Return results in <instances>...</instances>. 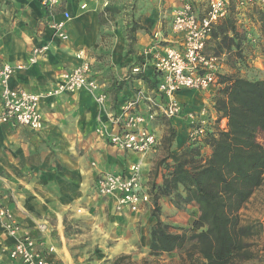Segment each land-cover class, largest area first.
I'll use <instances>...</instances> for the list:
<instances>
[{"label": "crops", "instance_id": "1", "mask_svg": "<svg viewBox=\"0 0 264 264\" xmlns=\"http://www.w3.org/2000/svg\"><path fill=\"white\" fill-rule=\"evenodd\" d=\"M186 2L205 14L206 0H66L54 16L35 0H0V65H24L12 78L11 86L41 93L56 89L66 73L88 63L93 79L101 86L100 92L107 96L110 112L115 113L122 102L138 97L141 111L147 113L150 99L158 98L154 54L165 45H180L181 38L172 31V21L174 12ZM53 20L65 22L66 40L54 35L50 27ZM257 36L262 39L254 42L257 58L252 63L258 67L259 62L264 64L262 29ZM217 40L220 38L211 37L207 50ZM49 43L48 55L30 63L33 50ZM225 56L222 55L224 60ZM223 68L230 73L229 64L224 63ZM212 90L181 91L177 99L187 110L208 108L214 119ZM97 94L66 92L43 100L42 131L0 125V205L6 204L20 224V232L10 236L0 218L1 264H20L11 261L6 250L24 236L51 248L50 258L60 264H110L113 257L130 254L137 248V230L143 227L139 219L145 210L141 214L117 213L115 198L99 196L96 180L102 172L128 174L136 164L147 173L151 161L147 156L113 147L97 133L102 124L117 130L97 101ZM185 119L183 115L167 119V126L157 122L167 128L160 137L162 141L170 127L177 131L173 152L187 144L190 129ZM206 151L210 155L211 150ZM159 203L163 211H180L168 198ZM185 207L199 215L196 207ZM74 216L80 227H112L111 251L96 254V247L90 248L88 240L96 238L94 229L77 234L74 246L65 235L67 218ZM176 218L168 221L176 223ZM103 233L107 236L106 231Z\"/></svg>", "mask_w": 264, "mask_h": 264}, {"label": "built area", "instance_id": "2", "mask_svg": "<svg viewBox=\"0 0 264 264\" xmlns=\"http://www.w3.org/2000/svg\"><path fill=\"white\" fill-rule=\"evenodd\" d=\"M39 2L49 15L54 16L56 10L66 3V0H35ZM207 10L201 15L198 8L191 2L184 3L173 16L172 31L181 38L178 46H163L154 54L157 85L155 93L157 100L150 99L147 113L139 107V98L124 101L117 111L110 112L107 107V96L100 92L99 83L93 79L91 66L82 64L66 73L54 90L41 93L30 92L21 88H13L12 78L24 65H0V125L12 124L42 131L44 128L41 103L43 100L61 95L89 91L97 93V101L102 109L108 112L111 124L117 130H110L104 124L98 127L97 133L106 138L110 144L122 151L140 155L156 152L161 142L157 134L150 128V122L159 115L166 119L187 116L190 120L189 140L198 142L207 135L210 123L203 120L206 109L200 113L188 112L186 106L177 99L181 91H207L219 86V79L224 67L223 57L207 53L215 27L226 20L231 12L232 4L237 7L264 6V0H206ZM50 27L54 35L61 39L68 38L64 21L53 20ZM51 43L33 50L29 62L35 64L48 55ZM139 72L140 69H136ZM217 118L216 113L214 114ZM118 126V127H117ZM221 128H226V120L221 122ZM96 191L99 196L115 198L117 213H140L144 206L150 203L151 196L143 191L141 165L131 167L128 174L102 172L96 180ZM0 218L10 236L20 232V224L11 211L0 206ZM11 261L20 264H60L50 258L51 248L31 237L24 236L6 250ZM2 253H0V262ZM1 264V263H0Z\"/></svg>", "mask_w": 264, "mask_h": 264}, {"label": "trees", "instance_id": "3", "mask_svg": "<svg viewBox=\"0 0 264 264\" xmlns=\"http://www.w3.org/2000/svg\"><path fill=\"white\" fill-rule=\"evenodd\" d=\"M232 15L231 8L227 20ZM218 27L213 39L235 32L234 27L221 25L218 32ZM219 48L224 50L221 44ZM212 106L217 118L202 140L190 142L188 138L181 151L173 152L177 131L170 127L163 139L166 155L158 164L163 181L153 183L149 193L155 204L150 243L155 260L142 264H157L156 259L182 250L190 239L195 243L194 252L181 256L182 264H242L255 258L248 242L250 228L243 225L241 211L264 185V145L260 140L264 132V80L222 75ZM207 149L210 155L205 154ZM162 198H168L177 209L186 205L198 209L190 238L188 231L173 232L162 222ZM131 260L123 255L114 264H131Z\"/></svg>", "mask_w": 264, "mask_h": 264}, {"label": "rangeland", "instance_id": "4", "mask_svg": "<svg viewBox=\"0 0 264 264\" xmlns=\"http://www.w3.org/2000/svg\"><path fill=\"white\" fill-rule=\"evenodd\" d=\"M257 8L253 10V8ZM261 7V6H260ZM259 6L254 5L246 7V8H238L235 3L232 4V10L233 15L230 19H228L226 22L223 23L224 28L234 27L235 32H229L228 37H225V35H222L220 40H217V43H214L208 47L207 53L214 54V55H224L225 60L224 63L229 64L231 67L230 73H226L224 68L221 70L222 75L226 76H234V77H244V78H258L264 77V64L263 62H259L260 66H254L252 63L253 60L257 58V54L255 51H257L256 47L258 39H262L259 36H257V31L259 32L260 29L263 30V37H264V15L261 12H264ZM264 7V6H262ZM250 11H252L250 13ZM115 12V11H114ZM262 14V15H261ZM243 15V16H242ZM255 16V17H254ZM226 26V27H225ZM220 26L217 28L219 32ZM254 37V38H253ZM226 38V39H225ZM223 43V44H222ZM223 45L224 48L227 50V52H224V50H221L219 48V45ZM261 49V48H260ZM264 49V47H263ZM225 72V73H224ZM221 75V76H222ZM212 90L211 96L214 91H217L218 86H215ZM210 89V90H211ZM200 92H207L209 93V90L207 91H200ZM206 109V115L204 116L203 120L208 121L211 123L208 127L213 126V122L215 119L212 118V115L210 114V111L208 108ZM203 109L193 108L187 110L188 112H194V113H200ZM163 117V118H161ZM184 119H187V116H184ZM185 119V120H186ZM169 120V119H168ZM164 116L159 115L156 117L153 122H150V128L157 134V136L160 139V146L157 148L156 152H153L149 155H142L147 156V160L150 162V169L147 173L144 172V167L141 166V175H142V183H143V191L150 193L151 186L153 183L161 184L163 181V170L162 167L158 166L160 160L166 155V149L163 144V141L161 140V136L165 131L164 129H167L166 126L168 124V121ZM161 121L160 123L165 124V128H162V126L158 125L157 122ZM187 125L190 127V120L187 119L185 121ZM190 129V128H189ZM260 140L262 144L264 145V132L260 135ZM205 154L207 155V151H205ZM140 155V154H139ZM147 174V175H146ZM145 177L147 180H144ZM149 204V205H148ZM143 208V213L140 215V221L143 227L138 228L137 233L140 234V240L137 243V248L133 249L134 252L130 254H145V256L138 257L134 255H130L128 253H122L116 257H113L110 261V264H114L115 260L123 255L131 256V264H142L144 260L153 261L155 260L154 257H152L151 250H150V243H151V229L153 225L156 222V219L153 218L152 213L155 211V204L153 203L152 198L150 199V203H148ZM2 207H6V204L1 203ZM161 207V206H160ZM9 209V208H8ZM162 209V207H161ZM10 210V209H9ZM181 211L180 214L179 212ZM180 211H169L165 209L164 211L161 210V217L164 216L165 219L162 220L163 223L168 225L171 228V231L177 232V233H183L185 231H188V238L192 236L193 233V224L194 220L196 218V214H194L192 209H187L185 206H183ZM177 213V214H176ZM141 214V213H140ZM243 225L250 228V238L248 242L251 244V254H254L255 258L251 260H247L243 262L242 264H264V185L256 190L255 194L249 201V203L245 206V208L241 211ZM173 216H177L176 223L169 222L168 220L173 218ZM110 218V217H109ZM67 225L65 226V235L71 239L74 246H76L75 238L77 234H82V232L95 230L96 238L93 239V241H89L90 248H95L98 250V252H95L96 254H105L101 253L111 251V248H113V241L111 233L113 231L112 227H80V225L76 221V217H69L67 218ZM162 219V218H161ZM178 222V223H177ZM143 228L146 229L147 235L144 237L142 234ZM107 236H104L103 232ZM96 241V243H94ZM93 242V243H91ZM194 241L191 239L188 240L187 245L182 250L175 251L173 253H170L168 255H165L161 257L159 260L156 259L158 262L157 264H182L180 261V257L184 256L186 254H193L194 250ZM95 246V247H94ZM126 264H130L126 262Z\"/></svg>", "mask_w": 264, "mask_h": 264}]
</instances>
